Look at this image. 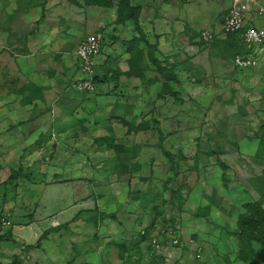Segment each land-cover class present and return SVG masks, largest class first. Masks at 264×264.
I'll list each match as a JSON object with an SVG mask.
<instances>
[{
    "label": "rangeland",
    "instance_id": "1",
    "mask_svg": "<svg viewBox=\"0 0 264 264\" xmlns=\"http://www.w3.org/2000/svg\"><path fill=\"white\" fill-rule=\"evenodd\" d=\"M219 2L0 0V236L12 235L0 242V264H124L127 256L116 255L124 244L133 264H264V245L250 242L252 256L239 233L264 212V61L239 72L231 43H198L206 30L221 33L228 9ZM192 3L223 15L195 30L184 21L177 49H159L161 24L190 16ZM79 34L77 48L88 36L106 37L89 74L67 43ZM124 65L149 76L137 113H106L101 90L61 101L66 85ZM63 128L77 143L59 144ZM60 212L63 225L52 227ZM94 219L103 222L99 233ZM138 222L149 226L134 230Z\"/></svg>",
    "mask_w": 264,
    "mask_h": 264
},
{
    "label": "crops",
    "instance_id": "2",
    "mask_svg": "<svg viewBox=\"0 0 264 264\" xmlns=\"http://www.w3.org/2000/svg\"><path fill=\"white\" fill-rule=\"evenodd\" d=\"M219 1L220 2L218 3V5H219L220 9L223 10V11H225V9L226 10L228 9V13H229V11L232 8L231 6L233 5L232 1L234 3V0H219ZM188 6H191V15L190 16H188L187 13H186V15H179L178 14L175 17V19H174L175 21L173 23H170V24L162 23L161 26L159 27L158 32L156 31V33H159L160 35H162L160 37V40H159L160 41L159 49H161V47H163V45H165V46L169 45L171 47L174 46V48L177 49V44L180 43L179 37L181 35H186L185 31H187V30H186V28L184 26V21L188 22V20H189L188 23H190V25H188V26L192 27V30H195L201 25H207V23L208 24L211 23L212 25L216 24V23H214V21L216 22V17L218 16V14H220L219 16L223 15V13L222 14L220 13V10L219 11L218 10H215V11L211 10L209 12H206L201 6H197L196 7L195 5H193V3L189 4ZM208 9H209V7L207 8V11H208ZM225 16L226 15H224L223 17L225 18ZM217 26H218V24H217ZM221 28H222V26H221ZM121 31H122V29H121ZM79 35H78L77 38L72 39L71 42H67V43H69L71 45L70 46V48L72 47L71 50H75L77 48L78 42L80 40L79 37L82 36V35H80V36ZM221 36H222V34H220L219 37L223 38ZM71 38H73V37H71ZM197 41L199 43V39ZM106 47H108V46H106ZM112 48H114V47H112ZM254 51H255V48H254ZM68 52H69V54H71L70 59L73 60L75 58L74 52L72 53L70 51V49H69ZM105 52H103V55H105V56L102 55V56H100V58H104V59L107 60L108 59L107 57L112 56V54L107 55ZM262 55L264 56V52H262ZM112 57L114 59L115 55H113ZM112 57H110V58H112ZM70 59L68 60L69 62H67V64L71 62ZM169 61H171L172 63H175V64L181 62V60H179L178 57H173L172 59H169ZM261 61H264V58L263 59L261 58ZM74 62H75V60H74ZM71 66H72V63H71ZM122 67L123 68L118 66V68H121V70L120 69H113L115 71L113 74H112V72L110 70L112 68H110V67L108 69H106V71H108V74H105L106 72L105 73L101 72L102 68H99L98 69V73H96V76L99 75L98 82L101 83L100 84L101 88L98 89L97 93L99 92V90L102 91L99 94V96H97V98H99L102 103L106 102V104H111V108H110V110H108L109 112H106V113H111V112L117 111V110H119V108L125 109L127 114H128L129 111H131L130 113H132V112L133 113H137V111H139L138 108L144 102L142 100V98L145 97L146 95L149 96L148 93H151V90L147 89V87L142 82V80L149 78V76H145V75H147V72H145V71L143 72V70L140 72L141 69H137V68L133 69V67L129 66V65H124ZM122 69H124V70H122ZM74 71L77 74L79 69L77 68ZM132 71H133V73H131ZM244 75L245 74H242V73L233 74L235 79H237L236 76H244ZM71 78H72V76H71ZM249 79H250V77H249ZM249 79L248 80L246 79L245 81H249ZM67 87H68V85H66V91H62L63 89L60 90V91H62L60 93V95L62 97L61 101L63 100V98L64 99L67 98L68 95H69V97H71L72 95H77L78 97L85 98V99L86 98H93V97L96 96L94 94L93 95H88V93H87V95H88V97H87L84 93H80V92L76 91L75 89H73V90L67 89ZM69 90L71 92H69ZM233 91H234V89H233ZM91 96H93V97H91ZM103 100H105V101H103ZM72 101L73 100L69 99L68 102L65 105L71 106ZM95 101H97V99H95ZM65 107H67V106H65ZM124 114H125V112H124ZM65 131H66V128H63L62 130L59 131L62 134V136L59 135L60 136L59 144L62 143V145H64L65 143H67V144H69V143H73V144L77 143L76 142L77 139L74 141L68 134H65V136H63V133H65ZM80 142H81V140H80ZM71 150L74 151L75 154H79L80 155V152H79L80 150L79 149H76V150L71 149ZM75 154L74 153L71 154V157H70L71 160H72V158H74ZM66 156L67 157L70 156V153L68 151H66ZM80 172H81L80 170L76 171V175L74 176V178H72V179L75 180L74 181L75 183H78L79 181H77V180L81 179V178H78V176H77V173H80ZM79 177H81V176H79ZM68 185H70V187H72L71 185H73V184H71V182L69 181ZM59 186H62V185L56 184L54 186L49 187V189H51V190H52V188L58 189ZM78 206L81 207L80 205H78ZM81 210L82 209H80L79 211L81 212ZM79 211H77L75 213L73 218H75V216L79 213ZM57 214L58 215H53L54 216L53 217V223L54 224H53L52 227H56V226L61 227L63 225L62 221L59 218L60 216L63 215V212H60V213H57ZM87 219L88 218L83 217L81 225H83V223L86 222ZM94 220H96V219H94ZM141 221L143 222L142 219H141ZM102 223H103L102 221L96 220V225L92 229H94L95 231H97L99 233ZM140 223L141 222H138L139 225H141ZM139 225H137L136 228L134 227V230H138V231L142 230L143 231L145 228H147L149 226L148 224L147 225L144 224V225H141V226H139ZM53 234H56V232H53L52 235ZM106 240H109V239H106ZM144 243L145 242L141 243L140 249L137 250L138 252H142V246H143ZM136 245H137V248H138V246H139L138 243ZM135 248H136V246H135ZM57 249H58V247H57ZM116 255L117 256H121V257L124 256V255L121 254V252H120V254H116ZM106 256L107 255H105L104 257H106ZM125 256H127V254H125ZM134 256L135 255H133V257ZM97 257L98 258L100 257L99 253L97 254ZM139 258L140 257H138L137 262L140 260ZM125 260H126V258L124 259V261ZM127 260H128V258H127ZM121 262H123V260ZM111 263H113V262H111ZM100 264H101V262H100ZM102 264H104V263H102ZM105 264H109V262L105 263ZM116 264H119V263H116Z\"/></svg>",
    "mask_w": 264,
    "mask_h": 264
},
{
    "label": "built area",
    "instance_id": "3",
    "mask_svg": "<svg viewBox=\"0 0 264 264\" xmlns=\"http://www.w3.org/2000/svg\"><path fill=\"white\" fill-rule=\"evenodd\" d=\"M223 36L239 35L248 48H255V55H249L247 60L237 57L236 65L243 68L258 66L264 56V6L257 0H234L231 10L225 16L221 28ZM216 30H206L201 34L204 42H211L220 35ZM106 37L101 35L88 36L77 48V57L80 68L84 74H89L95 66L94 58L98 55ZM81 93H93L98 90V85L93 79H86L75 86ZM153 248L159 249L160 243L152 240ZM155 250V249H154Z\"/></svg>",
    "mask_w": 264,
    "mask_h": 264
},
{
    "label": "trees",
    "instance_id": "4",
    "mask_svg": "<svg viewBox=\"0 0 264 264\" xmlns=\"http://www.w3.org/2000/svg\"><path fill=\"white\" fill-rule=\"evenodd\" d=\"M221 37H223V38H220L219 36H217L211 42L207 43V42L203 41V39H202V37L200 35L199 43H200V45L202 47H208V46L212 45L214 42H216L218 40H221L223 42L224 41H228L229 43L232 44V46H235V48L237 49L232 54V58H231L232 59V65L234 66V68L237 69L239 72H246V71H249V70L253 69V68L240 67V66L236 65L235 61H236L237 57H243L244 60H247L249 55H255L254 48H248L246 46V44L243 43V41L241 40L239 35H236V34H234V35H226V36L222 35ZM157 68H158L157 70L164 77L169 78L167 73L161 67V65L159 66V64H158ZM111 72L113 74V71H111ZM105 74H108V71H106ZM98 79H99V77L97 75L95 77V79H94V82L98 83ZM142 82L148 89V87H149L148 81L143 80ZM164 87H166V84H165ZM85 93L86 92H84V94ZM165 154H166V156L168 158H170V159L172 158V156L168 152H165ZM22 174L23 173H22L21 169H19L18 171H14L13 174L11 175L10 179H13V180L14 179H18L20 176H22ZM197 217H200V216L197 214ZM109 218L110 219H115L116 217L112 215ZM241 227H242L241 228V232H239V233L241 234L242 238H244V242H243L244 243V247H246V249H249L250 250L249 253L253 256V252L252 251H254V250L251 248V243L250 242H258L259 244L264 245V212H263V210L258 209L257 213H255L251 217L245 219L242 222ZM144 230H146V229H144ZM50 233H51L50 231H46V232L43 233V235L40 237L38 246H40V243L44 239H46L49 236ZM148 236H149V234H147V233L140 234V237H141L142 241L144 240V237H148ZM11 240H12V235H10V234L4 235V236H0V242L11 241ZM128 248H129V246L124 244V246H123V255L127 254L128 260L126 258V260L123 263L124 264H133V263H131L132 258H133V252L130 253V250H127ZM133 248H134V250H139L140 249V244H139L138 248L137 247L135 248V246ZM241 255H243L241 260L244 261V262H247L252 257V256L247 255L246 253L244 254V251H243V253H241Z\"/></svg>",
    "mask_w": 264,
    "mask_h": 264
},
{
    "label": "clouds",
    "instance_id": "5",
    "mask_svg": "<svg viewBox=\"0 0 264 264\" xmlns=\"http://www.w3.org/2000/svg\"><path fill=\"white\" fill-rule=\"evenodd\" d=\"M94 81V80H93ZM97 84V83H96ZM98 85V84H97ZM98 89H99V87H98ZM98 91V90H97Z\"/></svg>",
    "mask_w": 264,
    "mask_h": 264
}]
</instances>
